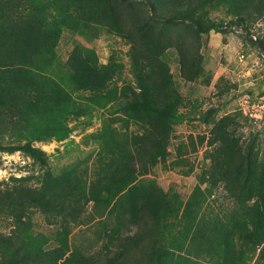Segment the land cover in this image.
<instances>
[{
	"label": "trees",
	"instance_id": "16d2710c",
	"mask_svg": "<svg viewBox=\"0 0 264 264\" xmlns=\"http://www.w3.org/2000/svg\"><path fill=\"white\" fill-rule=\"evenodd\" d=\"M220 7L233 18L211 17ZM252 17L264 19V0H0V159L22 151L42 171L0 180L10 226L0 231V264H264V152L257 135L243 140L238 113L199 116L212 125L209 164L186 200L152 178L190 114L167 52L177 50L183 78L196 80L202 35L246 34ZM65 31L87 42L123 36L131 77L78 40L62 61ZM247 38L264 51V37ZM99 110L102 126L86 135L98 146L93 167L86 159L54 174L35 143L68 141ZM37 212L50 234L34 229ZM76 227L82 239H72Z\"/></svg>",
	"mask_w": 264,
	"mask_h": 264
},
{
	"label": "rangeland",
	"instance_id": "374dc122",
	"mask_svg": "<svg viewBox=\"0 0 264 264\" xmlns=\"http://www.w3.org/2000/svg\"><path fill=\"white\" fill-rule=\"evenodd\" d=\"M210 15L227 21L233 18L221 7L213 9ZM245 30L246 34L231 31L215 35L217 33L212 31L210 36L202 35L204 74L193 81L183 78L178 51L171 48L167 52L171 72L184 98L181 110L190 114L186 121L175 125L171 154L166 163L161 162L153 169L151 177L165 191L177 193L184 200L198 183V173L209 164L206 153L210 148L208 138L212 125L200 120L201 113L213 109L218 110V117L226 113H238L239 134L243 136V140L257 135V146L261 154L264 152V51L260 52L247 40L248 33L264 37V19H248ZM75 40L95 48L101 62L106 63L114 57L125 63L123 77H131L128 67L130 44L123 36L103 32L98 38L87 42L82 37L65 31L58 46L62 61L68 60ZM102 112L103 110L95 111V121L79 125L68 141L35 143L50 154L49 166L54 174H60L65 167L86 159H89L90 169L93 167L92 160L98 146L87 139L86 135L102 126ZM131 129L137 130V126H131ZM182 142L186 143L184 153L178 159L179 163L172 166V162L179 158L178 147ZM40 172L39 165L22 151L1 152L0 180L9 181L11 176L34 175ZM35 182L36 179L31 181ZM33 222L34 229L38 232L50 234L55 228L39 212L33 215ZM9 227L8 219L0 216V231L9 232ZM82 237V228H74L72 239Z\"/></svg>",
	"mask_w": 264,
	"mask_h": 264
},
{
	"label": "crops",
	"instance_id": "0c3cea01",
	"mask_svg": "<svg viewBox=\"0 0 264 264\" xmlns=\"http://www.w3.org/2000/svg\"><path fill=\"white\" fill-rule=\"evenodd\" d=\"M216 33H217V34H215V35L221 34V33H218V32H216ZM210 35H212V32L210 33ZM210 35H209V36H210ZM217 37H219V36H217Z\"/></svg>",
	"mask_w": 264,
	"mask_h": 264
},
{
	"label": "built area",
	"instance_id": "2783aa9c",
	"mask_svg": "<svg viewBox=\"0 0 264 264\" xmlns=\"http://www.w3.org/2000/svg\"><path fill=\"white\" fill-rule=\"evenodd\" d=\"M264 106V105H263Z\"/></svg>",
	"mask_w": 264,
	"mask_h": 264
}]
</instances>
